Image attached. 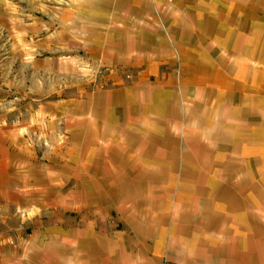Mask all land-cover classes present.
<instances>
[{
  "label": "crops",
  "instance_id": "0c3cea01",
  "mask_svg": "<svg viewBox=\"0 0 264 264\" xmlns=\"http://www.w3.org/2000/svg\"><path fill=\"white\" fill-rule=\"evenodd\" d=\"M222 4L0 0L38 96L0 116V264H254L264 61Z\"/></svg>",
  "mask_w": 264,
  "mask_h": 264
},
{
  "label": "rangeland",
  "instance_id": "374dc122",
  "mask_svg": "<svg viewBox=\"0 0 264 264\" xmlns=\"http://www.w3.org/2000/svg\"><path fill=\"white\" fill-rule=\"evenodd\" d=\"M222 5L228 4V11L223 6V18L231 20V31L233 37H248L245 42L236 43L232 46H241L242 51L248 55V60H252L256 67L264 61V0H221ZM228 12V16H226ZM252 37V38H249ZM9 47L6 42L5 29L0 25V116H9L13 120L21 119L28 110L36 107L37 98L33 92L21 89V74L14 72L17 64L16 59L11 58ZM255 71L254 77L260 78L261 73ZM21 85V86H20ZM23 86H25L23 84ZM24 97V99L22 98ZM27 97V98H26ZM26 98V99H25ZM31 147L38 149H49L51 142L49 138L38 131L30 130L26 134ZM109 222L116 225L117 221L110 218ZM117 226V225H116ZM264 239V231L254 230V239ZM254 264H264V243L254 247ZM245 254V253H243Z\"/></svg>",
  "mask_w": 264,
  "mask_h": 264
}]
</instances>
